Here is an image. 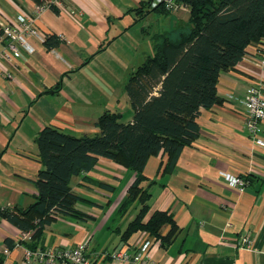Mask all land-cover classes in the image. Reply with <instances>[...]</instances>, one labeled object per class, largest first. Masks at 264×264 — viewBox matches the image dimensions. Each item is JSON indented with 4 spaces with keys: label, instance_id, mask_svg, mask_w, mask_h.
Returning <instances> with one entry per match:
<instances>
[{
    "label": "crops",
    "instance_id": "0c3cea01",
    "mask_svg": "<svg viewBox=\"0 0 264 264\" xmlns=\"http://www.w3.org/2000/svg\"><path fill=\"white\" fill-rule=\"evenodd\" d=\"M148 1L55 0L35 20L47 36H57L55 47L29 36L33 50L10 59L0 35V208L24 209L37 200L42 166L37 137L46 126L81 136L99 132L96 121L106 111L123 114L132 108L126 122L133 120L126 89L132 71L154 53L155 35H175L190 16L187 7L167 13L157 9L156 0L144 6ZM36 4L0 0V26L19 15L34 16ZM258 46L261 51L251 46L234 69L222 71L221 102L201 109L200 135L184 147L173 170H167V154L147 161L148 217L169 211L179 227L171 240L163 244L146 230L124 239L140 205L124 214L119 209L136 173L101 156L91 171L71 180L81 197L77 209L90 217L57 216L43 226L40 246L88 242L91 258L105 249L136 253L146 246L144 256L153 264H264V132L259 143L246 127L247 90L252 85L264 90V42ZM226 174L249 182L240 187ZM170 229L165 225L163 235ZM21 233L0 214L1 264H30L25 246L16 244ZM245 233L254 239L252 247L238 245ZM95 264L126 263L98 258Z\"/></svg>",
    "mask_w": 264,
    "mask_h": 264
},
{
    "label": "trees",
    "instance_id": "16d2710c",
    "mask_svg": "<svg viewBox=\"0 0 264 264\" xmlns=\"http://www.w3.org/2000/svg\"><path fill=\"white\" fill-rule=\"evenodd\" d=\"M176 1L190 9L188 25L175 35H155L154 53L132 71L126 86L135 111L132 121L123 122L122 113L106 111L96 121L100 131L93 135L77 136L55 126L40 131L37 143L42 166L36 180L37 200L24 209L0 208L3 217L22 231H31L30 238L20 244L39 247L43 226L59 215L90 217L77 209L81 197L71 180L91 171L101 156L136 173L119 209L124 214L133 204L140 205L124 239L146 230L166 244L176 234L179 227L169 211H156L148 217L151 193L143 184L147 180L145 166L150 156L164 153L168 155L167 170H173L184 147L200 135L201 109L221 102L218 82L222 71L234 69L251 52V46L261 51L264 0ZM158 5L157 9L173 12ZM57 39L49 35L47 47H55ZM99 185L108 186L104 182ZM165 225L171 229L163 235ZM6 242L15 245L11 239Z\"/></svg>",
    "mask_w": 264,
    "mask_h": 264
},
{
    "label": "built area",
    "instance_id": "2783aa9c",
    "mask_svg": "<svg viewBox=\"0 0 264 264\" xmlns=\"http://www.w3.org/2000/svg\"><path fill=\"white\" fill-rule=\"evenodd\" d=\"M157 3L163 4L165 9L169 11H177L185 6L177 3L176 0H156ZM55 3V0H44L37 3L34 9V16L19 15L14 23L4 25L2 37L7 40V45L3 51L6 58L11 56H19L22 50L31 52L32 45L28 41L29 36H36L42 42H45L48 36L36 25V18L49 6ZM63 37L62 34L59 35ZM246 104L248 107V117L246 127L256 142L262 143V133L264 132V90L261 86L252 85L248 88L246 94ZM228 178L236 185L244 187L248 184V180L243 176L228 175ZM31 231H22L19 241L29 239ZM254 239L248 233L241 235L238 239L240 247H252ZM88 242L78 244L76 246L66 247H42L35 249L25 247V259L27 263L34 264H95L96 259H112L121 261L126 264H153L150 258L144 256L146 246L136 253H131L129 248L121 250H101L96 258H91L87 253Z\"/></svg>",
    "mask_w": 264,
    "mask_h": 264
},
{
    "label": "rangeland",
    "instance_id": "374dc122",
    "mask_svg": "<svg viewBox=\"0 0 264 264\" xmlns=\"http://www.w3.org/2000/svg\"><path fill=\"white\" fill-rule=\"evenodd\" d=\"M131 112H132V108H131L130 112H127L126 111L125 113L122 114V120H123V122H126L129 119V116L132 115Z\"/></svg>",
    "mask_w": 264,
    "mask_h": 264
}]
</instances>
